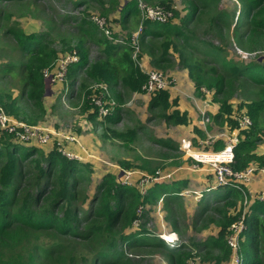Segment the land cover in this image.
<instances>
[{"label":"trees","instance_id":"obj_1","mask_svg":"<svg viewBox=\"0 0 264 264\" xmlns=\"http://www.w3.org/2000/svg\"><path fill=\"white\" fill-rule=\"evenodd\" d=\"M141 1L171 12L172 18L163 24L143 23L139 35L141 53L135 59L141 60L146 55L150 64L158 69L170 64L171 53H176L193 83L194 94L201 98L205 93H212V99L218 104L217 112L209 117L212 123H218L222 130L232 131L237 128V118L245 115L251 121V127L239 134L229 169L234 173L245 172L250 167L258 172L264 169V154L255 152L257 143L264 137V56H258L261 61L258 58L249 63L225 59L220 47L208 43L202 47L195 35L202 21L210 19L220 39L224 38L221 29L232 27V39L240 50L248 54L264 53V0H237L241 13L233 26L228 23L226 12L218 9V0H189L187 14L180 19L174 9V0ZM90 2L105 5L104 0H79V4L84 6ZM112 5L120 7L115 1ZM118 12L119 19L115 23L121 26L130 18H139L138 0L123 3ZM175 19L179 20L172 22ZM82 24L87 28L81 27V37L75 41L73 48L65 45L64 52L75 53L77 57V61L71 63L66 71L70 86H74L78 71L82 70L87 80L104 83L109 89L121 88L127 89L130 94H144L141 87L147 75L133 60L130 43L128 46L115 45L102 33L100 55L89 61L82 38L94 34L97 26L86 21ZM10 33L20 54L19 63H10L6 73L19 78L25 100L33 110L43 113L45 70L57 60L58 53L50 48L47 34L26 35L12 29ZM196 55L205 59L196 58ZM208 58L214 66L207 63ZM233 87L246 93L244 101L235 109L230 104ZM119 97L118 93L113 95L117 107L103 118L109 123L114 124L118 120ZM16 106L15 98H0V108L6 115L16 116ZM148 107L162 111V118L168 125H189L187 116L175 109L177 99L171 98L169 90L151 93ZM95 114L91 113L90 119L95 120ZM22 120L31 124L25 117ZM209 128L210 125H207ZM110 132L114 137H123V134ZM193 132L203 137V133L195 127ZM126 135L131 136L132 132ZM156 142L163 147H171L169 141ZM222 148L220 140L213 145L214 152ZM140 163L139 170L147 176H154L160 168L158 163L149 160L143 159ZM125 168H129L128 165ZM90 170L89 164L70 160L55 149L43 153L0 132V264H134L128 252L141 246L160 250L158 252L162 253L166 264H190L196 257L199 258L185 245L172 248L161 240L150 243L144 237L145 226H134L145 214V206L154 204L162 195L163 205H178L181 196L179 188L184 185L182 182L170 186L154 183L142 194L136 188L121 184L116 174H106L97 185L98 195L92 200L91 210L85 214L80 206L87 198L86 173ZM208 189L214 194L215 204L208 207L207 201H203L197 218L204 210H209L208 214L213 213L219 218L216 222L218 231L216 237H210L203 243L205 256L200 261L206 262L218 253L220 257H215L216 264L228 262L233 256V250L227 245L228 238L233 235L231 227L243 219L236 240L240 264H264V201L254 200L249 212L241 215V209L235 212L237 205L242 207L250 198L245 183L229 181L226 185H215L211 181ZM132 226L140 228L139 231L126 235L124 232ZM40 237L56 243L43 249L38 245ZM69 244H72L71 248L67 247ZM74 244L83 247L85 257L79 256L73 248Z\"/></svg>","mask_w":264,"mask_h":264},{"label":"rangeland","instance_id":"obj_2","mask_svg":"<svg viewBox=\"0 0 264 264\" xmlns=\"http://www.w3.org/2000/svg\"><path fill=\"white\" fill-rule=\"evenodd\" d=\"M113 1L121 7L123 3L131 0H104V6L95 2L84 6L79 4V0H27L22 2L0 0V98L11 96L16 99L17 115L7 114L11 118L24 121L22 118L25 117L30 121V125L38 126L49 134L47 145L28 146L35 147L43 153L62 148L66 153L76 154L82 159L80 161L91 166V170L86 173L85 194L87 198L80 206L85 214L91 210L92 200L98 195L97 185L102 176L106 174H116L121 184L136 188L142 194H145L154 183L161 182L163 185L170 186L182 182L184 185L179 188L181 196L178 205H163L164 196L162 195L154 204L145 206V214L137 224L145 226L144 237L150 243L161 240L172 248L179 245L188 246L196 256H199L190 264H216L215 257L217 255L220 257L218 253H214L206 262H201L200 258L205 256V252L202 251L203 243L217 235L216 222L219 218L213 213L208 214L209 210H204L201 217L197 218V214L203 207V201L205 203L207 201L208 207L215 204L213 192L208 191V185L211 183L209 181L213 183L214 173L207 165L200 163L197 165L198 163L179 150L182 139L190 141L197 139L191 142L193 149L204 153L212 151V147L198 143L206 140V134L214 136L223 131L218 123H212L210 119L203 125H199L203 119L209 118L218 109V104L212 99V93H205L201 98L194 94L193 83L174 52L169 58L171 63L163 65L162 68H154L150 64V58L146 55L141 60L137 59V63L141 64L143 71H158L173 80V85L168 89L169 94L171 98L177 99L175 109L187 116L188 126L168 125L162 118V111L148 107L150 100L148 94H130L127 89L122 90L121 88L109 89L104 83L87 80L82 70L78 71L73 87L70 86L66 74L62 79L58 78V60L69 55L64 52L65 45L73 48L75 41L81 37V27L87 28L82 21L93 23V17L102 18L109 30V35H105L97 27L98 31L96 30L94 34L82 38L83 48L88 54L89 61L95 60L100 55L102 47L99 40L102 38V33L115 45L128 46V43L131 45L132 35L138 31L140 17L135 20L130 18L122 26L118 25L115 20L119 19L118 9L120 7H113ZM187 1L189 0H174V9L179 13V19L187 14ZM218 9L229 16L230 26L236 23V17L241 13V5L237 0H218ZM213 27L210 19H204L196 29L195 35L202 47L207 43L214 44L221 48V54L225 59L242 63H249L264 56L262 52L260 55L248 54L240 50L232 39L230 33L232 27L221 29L223 40L220 39L218 32L213 30ZM11 29L20 30L26 35L47 34L50 48L58 53L57 60L45 70L46 92L43 99V113L33 110L29 102L25 100L19 78L6 73L10 63H19L20 51L10 33ZM141 33L137 35L138 41ZM140 53L139 47L136 55ZM195 57L205 59L201 55ZM207 63L214 66L209 58ZM80 84L82 85L79 87ZM102 86L107 88V94L102 90ZM86 91L89 94L85 95ZM117 93L120 94V113L116 123H109L106 119H90V114L96 112L93 103L97 97L102 96L103 103L111 111L117 107L113 99V95ZM244 95L246 93L241 89L233 87L230 99L233 109L244 101ZM170 111L166 113L169 114ZM262 124L264 130V115ZM207 125H210L209 130ZM193 126L203 132V137L196 136ZM110 130L115 134H123V137H114ZM127 132H132V135H126ZM70 139L75 141L71 142ZM158 140L169 141L171 147L161 146L156 142ZM255 152L264 154V137L260 143H257ZM218 158L214 157L215 160ZM143 159L159 164L160 168L157 171L160 177L157 182L152 183V176H147L143 174L145 172L139 170L140 161ZM126 165L129 168H125ZM245 186L250 198L242 207L237 205L235 212L241 209V215L249 212V206L254 204V200H261L262 197L264 201V174L255 171L252 176H249ZM239 225L240 223L236 224L233 233H237ZM139 229L132 226L124 233L127 235L138 232ZM229 240L227 245H229ZM55 243L45 237H40L38 241V245L43 249ZM67 247L71 248L72 244ZM73 248L79 256L85 257V250L82 246L74 244ZM158 251L151 246H141L129 251L128 256L133 258L134 264H166L162 253ZM234 256L228 262L220 264H236ZM89 258L91 255L88 256V261H90Z\"/></svg>","mask_w":264,"mask_h":264},{"label":"built area","instance_id":"obj_3","mask_svg":"<svg viewBox=\"0 0 264 264\" xmlns=\"http://www.w3.org/2000/svg\"><path fill=\"white\" fill-rule=\"evenodd\" d=\"M138 10L140 17V24L138 26V31L132 35V43L131 47L133 49V60L137 63V59H135L136 52L139 49V41L137 39L138 33L143 30V23L146 21L156 22V23H166L172 18V13L164 10L158 6H150L143 3L141 0H138ZM92 22L101 30L105 35H109V30L106 28L105 20L98 17H93ZM77 61V57L75 53L69 54L67 57L58 60V68L59 75L58 78L62 79L66 74L67 67ZM140 68H142L141 64L137 63ZM147 75L146 82L142 85L141 90L150 95L154 91L159 90H168L173 85V80L168 76L162 74L158 71L148 70L144 71ZM102 90L107 94V88L105 86L101 87ZM104 98L100 96L97 97L93 103L96 109V116L98 120H102L105 116H107L111 111L106 108V105L103 103ZM209 118L203 119L200 122L201 125L204 122H208ZM250 119L243 115L237 118V128L232 131L223 130L217 135L209 136L206 134V140L204 142H198L199 144L205 145L207 147H212V151L210 152H197L193 149V144L189 139H182L179 144V150L183 151L189 158L193 159L197 165L205 164L209 167V169L214 173L213 182L215 185H226L229 181H240L247 182L249 176L256 171L255 168L250 167L245 172L234 173L232 172L228 165L231 164L233 160V149L238 143L239 134L242 131H245L251 127ZM0 132L6 133L8 135L13 136L15 141L25 144V145H36V146H44L49 142V134L45 132L42 128L34 125H29L22 121L15 120L5 114V112L0 108ZM221 141L223 143V148L218 151H213V145L217 141ZM70 141H75L74 139H70ZM61 148V147H60ZM64 157L70 160H82L79 156L73 153H66L62 148L57 149ZM219 157L218 160H215L214 157ZM264 174V169L259 171ZM160 177L159 171L155 172V175L152 176V183L157 182ZM154 181V182H153ZM209 191V190H208ZM262 200V197H261ZM243 220V219H241ZM240 220V225L238 227L237 233H233L232 236L228 238L229 246L233 250V255L235 258V263L240 264L241 260L238 255V246L236 243L237 235L241 230L242 221ZM238 224V223H237ZM134 226H137V223H134ZM236 229V225L231 227V230ZM236 239H235V237Z\"/></svg>","mask_w":264,"mask_h":264},{"label":"crops","instance_id":"obj_4","mask_svg":"<svg viewBox=\"0 0 264 264\" xmlns=\"http://www.w3.org/2000/svg\"><path fill=\"white\" fill-rule=\"evenodd\" d=\"M216 112H217V110H216ZM213 114H215V113H213ZM199 125H201L200 123H199ZM193 127H195V128H197L196 126H193ZM199 131H200V129L199 128H197ZM200 132H202V131H200ZM203 133V132H202ZM197 136V135H196ZM195 141L197 140V139H194ZM194 140H192V141H194ZM260 174H263V173H260ZM209 182H211V181H209ZM158 184H161V182L160 183H158ZM209 185H210V183H209Z\"/></svg>","mask_w":264,"mask_h":264},{"label":"water","instance_id":"obj_5","mask_svg":"<svg viewBox=\"0 0 264 264\" xmlns=\"http://www.w3.org/2000/svg\"><path fill=\"white\" fill-rule=\"evenodd\" d=\"M261 60H262V58H259V59H258V61H261Z\"/></svg>","mask_w":264,"mask_h":264},{"label":"bare ground","instance_id":"obj_6","mask_svg":"<svg viewBox=\"0 0 264 264\" xmlns=\"http://www.w3.org/2000/svg\"><path fill=\"white\" fill-rule=\"evenodd\" d=\"M174 236V235H173ZM173 236H171V237H173Z\"/></svg>","mask_w":264,"mask_h":264}]
</instances>
